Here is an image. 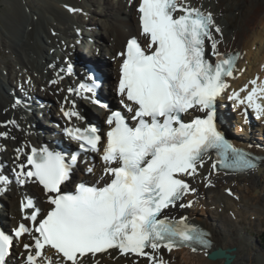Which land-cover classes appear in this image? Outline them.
I'll return each instance as SVG.
<instances>
[{
    "label": "snow or ice",
    "instance_id": "snow-or-ice-1",
    "mask_svg": "<svg viewBox=\"0 0 264 264\" xmlns=\"http://www.w3.org/2000/svg\"><path fill=\"white\" fill-rule=\"evenodd\" d=\"M138 12L141 35L148 43L143 47L136 37L127 41L119 53L117 89L135 124L130 125L119 111L107 118L110 128L101 159L110 181L103 186L81 183L74 194L63 192L61 185L71 172L65 157L33 148L27 157L31 168L24 171L21 164L16 179L24 184L35 178L49 194L52 208L34 229L21 223L13 235L0 230V264H7L13 239L32 231L38 235L33 236L34 244H24L26 264H53L44 255L46 247L55 250V264H83L86 255L111 249L147 257L150 264H166L157 255L161 247L169 252L183 245L208 248L207 233L184 218L173 220L165 215L186 193L195 191L181 177L195 176L211 150L225 168L257 166L255 158L234 147L217 128L216 98L228 87L226 78L233 75L238 56L217 50L213 29L216 33L221 29L212 14L192 7L188 0H140ZM206 41L214 62L206 58ZM249 84L250 90L245 85L229 99L245 105L246 114L251 108L257 119L264 118V81L257 77ZM96 86L95 82L81 83L78 91L93 92ZM242 92L246 95L241 96ZM193 109L206 115L185 122L182 114ZM64 115L71 119L79 114L67 110ZM65 132L80 142L81 150L100 151L102 137L95 127L66 128ZM0 183H8L7 178L0 175ZM32 207L31 201L22 203V209ZM37 216L38 210L26 219L36 222Z\"/></svg>",
    "mask_w": 264,
    "mask_h": 264
},
{
    "label": "bare ground",
    "instance_id": "bare-ground-1",
    "mask_svg": "<svg viewBox=\"0 0 264 264\" xmlns=\"http://www.w3.org/2000/svg\"><path fill=\"white\" fill-rule=\"evenodd\" d=\"M112 1L114 0H64L58 3V0H0V42L6 49L2 54L4 48L0 43L2 46L0 60L4 58L0 64V133L7 134L0 135V157L7 173H10V168L13 167L19 171V166L26 161V155L23 153L25 149L27 151L32 147L48 149L52 147L51 141L54 138L63 137L62 134L58 135L55 132L61 128L48 126V121L56 118L54 112L58 113L61 121L63 120L60 107L83 114L81 120L73 117L70 124L84 127L89 120L96 126H103L106 129L109 127L108 110L105 106V111L101 112L87 100H84L81 106L78 103L80 98L75 94L67 97L68 89L78 84L75 76L68 75L67 59L70 58L71 62L75 63L73 69L77 78H83L81 80L85 81L90 78L85 70V64L94 61L101 72H104L102 75H105V85L100 87L99 93L108 97L109 101L112 100L115 93V87L112 88L114 75L107 65L116 63L118 70V51L123 50L129 37L138 36L140 30L138 12L135 10L137 0L134 3H130V0H115L119 4ZM188 2L191 6L210 12L214 17L215 25L221 29L220 33L213 29V35L219 41L217 45L219 52L242 50L238 68L241 67L243 71V67L247 66L248 70L243 74L244 79L232 82L226 99L232 95L233 89L239 90L241 86L249 85L250 80L257 76L259 80L264 81V0H188ZM73 7L79 11L72 13L70 9ZM82 12H87L86 16ZM87 16L88 18H85ZM100 22L105 26L107 39H104L102 29L97 28ZM83 35L93 37L98 45L105 44L107 49H103L102 46V53L108 56L109 63H101L87 56L89 54L101 56V51L96 46L91 51L89 45L84 46V42L79 40ZM72 42H75L74 46H70ZM85 43L87 44L86 40ZM74 47L77 48L75 54L71 52ZM84 48L89 52H85ZM207 49L208 55L212 56L210 43H207ZM83 51L86 56L82 55ZM244 59L247 61L246 64H243ZM8 77L12 79H7ZM23 89L26 91L23 92ZM26 92L32 96L31 99L25 97ZM34 95L44 97V100L39 102ZM261 100L264 101V98ZM230 101L234 104L233 100ZM26 102L29 103L28 107L34 108L31 113L23 108ZM233 108L238 107L234 105ZM223 113L226 119L223 127L230 131L231 113L225 109ZM244 115H246L244 112L239 114L236 121L243 122ZM40 118L45 120L42 121ZM258 120H262L260 126L264 128L263 118ZM254 127L253 122L247 124V133L243 139L248 143L263 145L264 135L258 134L260 135L258 137L254 133ZM240 129L241 132L244 130L241 127ZM239 133L233 132L236 136H244ZM64 140L65 144L70 143V139ZM69 148L68 152L72 154L75 150ZM257 151L264 154V146ZM204 159H207L206 165L203 168L198 167L195 176H189L196 189V198L186 199L188 204L194 199L191 209L190 206L185 208L177 206L171 210L179 215L186 210L189 211L191 219L211 232L214 244L211 249L199 252L181 248L173 249L171 252L162 249L159 253L163 258H168L170 264H225L223 259L211 260L208 252L218 247L235 248L232 251L235 255L232 264H253L256 258L254 250H257L258 246L252 238L245 235V228L238 227L236 223L241 225L250 216L264 213V206L256 203L264 201V158L260 164L263 168L260 174L256 170L243 173H216L212 169L211 158ZM93 164L91 160L84 162L82 159L74 176L77 177L79 171L84 170V174H80L82 180L89 182L102 180L104 165L100 163L99 166L93 167ZM91 168H94L93 172L86 174ZM75 180L74 178L71 182ZM5 186L8 187L6 191ZM258 186L262 188V193L254 198L253 191ZM229 188L234 190L232 195L227 192ZM0 189L3 191L1 200L4 204L1 214L6 221H11L12 228L18 227L21 223L30 226L32 220L26 217L32 210L22 209V203L27 196L32 204L35 203L42 209L41 216L52 208L48 201L49 194L45 195L43 186L34 182L28 183L25 187H21L15 181L8 184L0 183ZM204 206L208 207L206 212L212 213L205 215L204 210H199ZM24 244H34L32 235L24 234L20 247L10 254V262L18 264V259L23 260L27 257L28 250L24 248ZM118 252L114 249L105 254L89 255L83 259V264H147L145 258H140L139 262L135 263L136 256L133 254L120 256ZM44 255L50 257L53 264L58 259L49 248L44 250ZM259 263L264 264L262 255Z\"/></svg>",
    "mask_w": 264,
    "mask_h": 264
},
{
    "label": "rangeland",
    "instance_id": "rangeland-1",
    "mask_svg": "<svg viewBox=\"0 0 264 264\" xmlns=\"http://www.w3.org/2000/svg\"><path fill=\"white\" fill-rule=\"evenodd\" d=\"M63 1L64 0H58V3H62ZM112 2L115 3V4H119L118 2H115V0L112 1ZM85 18H88V16L85 17ZM99 19H100V17H99ZM236 23H238V22L236 21ZM0 25H1V19H0ZM104 27L105 26H103L101 24V22H100L98 24V27L97 28L98 29H102V31L104 32V39H107V36L105 35L106 32H105V28ZM1 44H0V48L3 46V44H2V46H1ZM3 48H4V51L2 52V54L6 52V49H5L4 46H3ZM105 49H107V48H105ZM3 61H4V58H3V60L2 59L0 60V64H2ZM246 63H247V61H245V59H244L243 60V64H246ZM244 68L246 70H248L247 66L244 67ZM116 78H117V74H114V83L116 81ZM7 79H12V78L8 77ZM237 119H239V118H237V117L235 118V116L232 119V121H233V127H234V131H233L234 133H238L237 130H238L240 124H242V122H239V120L236 121ZM257 189H259V192H255ZM261 193H262V188L260 186H258L253 191V194H254L253 197L256 198L257 196H260ZM256 203L258 205L264 206V201H262V200L257 201ZM207 209H208V207L204 206V208L201 207L199 210L200 211L201 210H204L205 211V215H206L207 213L210 212V211L209 212H206ZM246 210H248V209H246ZM210 213H212V212H210ZM212 216H213V214H212ZM236 224H237L238 227L240 226L241 228H245V230H246L245 231L246 232L245 235L248 236V237H250V238H252V240H254L255 244L258 246V249L257 250H254V253L256 255V258L254 259L253 264H260L259 261H260L261 255H262V258L264 259V242L260 239V236H263L264 235V213H260V214H256V215L254 214V215L250 216L249 219H247L246 222H244L241 225L238 224V223H236Z\"/></svg>",
    "mask_w": 264,
    "mask_h": 264
},
{
    "label": "water",
    "instance_id": "water-1",
    "mask_svg": "<svg viewBox=\"0 0 264 264\" xmlns=\"http://www.w3.org/2000/svg\"><path fill=\"white\" fill-rule=\"evenodd\" d=\"M260 172H262V168H260ZM235 248H222L218 247L209 253V258L211 260H224L225 264H232L234 261L235 255L232 254V251Z\"/></svg>",
    "mask_w": 264,
    "mask_h": 264
},
{
    "label": "trees",
    "instance_id": "trees-1",
    "mask_svg": "<svg viewBox=\"0 0 264 264\" xmlns=\"http://www.w3.org/2000/svg\"><path fill=\"white\" fill-rule=\"evenodd\" d=\"M260 239L264 242V235L260 236Z\"/></svg>",
    "mask_w": 264,
    "mask_h": 264
}]
</instances>
